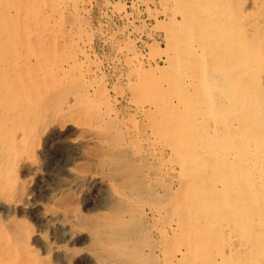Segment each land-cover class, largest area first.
Returning a JSON list of instances; mask_svg holds the SVG:
<instances>
[{
  "label": "rangeland",
  "instance_id": "rangeland-1",
  "mask_svg": "<svg viewBox=\"0 0 264 264\" xmlns=\"http://www.w3.org/2000/svg\"><path fill=\"white\" fill-rule=\"evenodd\" d=\"M232 15L223 0H0V103L48 105L13 165L0 160V203L24 192V158L39 167L31 200L43 207L0 210L15 244L0 264H264L262 35ZM56 122L63 131L48 132Z\"/></svg>",
  "mask_w": 264,
  "mask_h": 264
},
{
  "label": "bare ground",
  "instance_id": "bare-ground-1",
  "mask_svg": "<svg viewBox=\"0 0 264 264\" xmlns=\"http://www.w3.org/2000/svg\"><path fill=\"white\" fill-rule=\"evenodd\" d=\"M201 2V1H200ZM173 3V2H172ZM199 4V3H198ZM217 5V4H216ZM223 5L225 6V7H227V8H229V10L231 9V12L233 13H236V16H233V18L235 19V17L236 18H239V19H243V18H245V19H249L248 20V24H249V21L251 20V25L249 24L248 26H249V29H248V31H251V32H254V30L252 31L251 29H253V28H255L256 30L258 29L259 31H260V33H261V35L262 36H260V38H261V42H259V49H258V51H261V53H262V51L264 52V0H223ZM223 7V6H222ZM171 8V7H170ZM207 8V7H206ZM224 8V7H223ZM194 9L196 10V9H200V7L199 6H195L194 7ZM203 9L205 10V7H203ZM226 11H227V9H226ZM180 12V11H179ZM205 13V12H204ZM203 14V13H202ZM207 14V13H206ZM205 14V15H206ZM230 14V13H229ZM204 15V16H205ZM231 15V14H230ZM238 15V16H237ZM198 18V17H197ZM214 18V17H213ZM189 20V19H188ZM196 21V20H195ZM192 23L194 22V20L193 21H191ZM210 22V21H209ZM232 23H233V21H232ZM241 23H242V20H241ZM245 23V22H244ZM239 24V23H238ZM246 24V23H245ZM242 25V24H241ZM194 26H196V24L194 25ZM238 26H240V24L238 25ZM178 27V26H177ZM226 27V26H225ZM224 26H223V28H225ZM238 28H240V27H238ZM245 28H247V27H245ZM242 29H243V27H242ZM179 31V30H178ZM186 31V30H185ZM242 31V30H241ZM245 31V30H244ZM258 31V32H259ZM182 32V31H181ZM240 33H242V32H240ZM200 34V33H199ZM238 34V33H237ZM250 34V33H249ZM255 35H257L256 34V32L254 33ZM228 35V34H227ZM245 35V34H244ZM247 35V34H246ZM250 35H252V34H250ZM198 36V35H197ZM211 36V35H210ZM234 36V35H233ZM240 37H241V35H239ZM248 36V35H247ZM247 36H245V37H247ZM205 37V36H204ZM203 37V38H204ZM212 37V36H211ZM231 37H232V35H231ZM230 37V38H231ZM249 37V36H248ZM200 38V37H199ZM202 38V39H203ZM207 38V37H206ZM215 38V37H214ZM242 38V37H241ZM201 39V40H202ZM212 40V39H211ZM217 40H218V38H217ZM229 40V39H228ZM225 41H226V39H225ZM235 41V40H234ZM241 41V40H240ZM245 41H247L246 40V38H245ZM248 41H250V40H248ZM174 42V41H173ZM202 42H203V40H202ZM218 42H219V40H218ZM217 42V43H218ZM237 42V41H236ZM235 42V43H236ZM242 42V41H241ZM206 43V42H205ZM190 44V43H189ZM247 44L249 45V44H251V43H249V42H247ZM223 45H224V40H223ZM253 45H254V43H253ZM203 46V45H202ZM205 46V45H204ZM209 46V45H208ZM211 46V45H210ZM239 46H241V44L239 45ZM239 46H237V44H236V47H237V50H238V47ZM244 46H245V43H244ZM195 47V46H194ZM212 47V46H211ZM183 48H185V47H183ZM247 48H249V47H247ZM254 48V47H253ZM252 48V49H253ZM195 49V48H194ZM228 49H232V48H228ZM241 49V48H240ZM239 49V50H240ZM255 49V48H254ZM253 49V50H254ZM184 50V49H183ZM209 50H210V48H209ZM235 50V49H234ZM237 50H236V53H234L235 55L239 52H237ZM242 50V49H241ZM240 50V51H241ZM216 51V50H215ZM218 51H220V50H218ZM243 51V50H242ZM246 51V50H245ZM250 51V50H249ZM171 52V51H170ZM182 52V51H181ZM202 52H204V51H202ZM230 52V51H229ZM253 52V51H252ZM215 53V52H214ZM220 53V52H219ZM222 53V52H221ZM244 54V52H239V54ZM246 53V52H245ZM255 53V52H254ZM205 54V53H204ZM239 54L236 56L237 58H239V57H241L242 59H243V57H244V55L242 56V55H240L239 56ZM251 54H253V53H251ZM260 54V53H259ZM212 55V54H211ZM229 55V54H228ZM261 55V54H260ZM259 55V56H260ZM180 56V55H179ZM234 56V55H233ZM249 56H251L250 54H249ZM254 56H255V54H254ZM254 56H253V58H254ZM264 57V56H263ZM213 58V57H212ZM211 58V59H212ZM214 58H216L215 56H214ZM226 58V57H225ZM231 57H229V59H230ZM251 58V57H250ZM222 59V58H221ZM252 59V58H251ZM218 60V59H217ZM226 60V59H225ZM227 60H228V58H227ZM234 60H236V58L234 59ZM249 59H247L246 61H248ZM254 60V59H253ZM252 60V61H253ZM246 61L244 60V62L246 63ZM212 62V61H211ZM226 62V61H225ZM230 62V61H229ZM221 63V62H220ZM219 63V64H220ZM241 63H242V61H241ZM261 63H263V61L261 62ZM249 64H250V62H249ZM229 65V64H228ZM241 65V64H240ZM217 66V65H216ZM239 66V65H238ZM252 66V65H251ZM213 67V66H212ZM218 67H219V65H218ZM240 67V66H239ZM238 67V68H239ZM159 68V67H158ZM209 68H210V66H209ZM220 68H222L221 66H220ZM237 68V69H238ZM245 68H247V67H245ZM155 69V68H154ZM211 69V68H210ZM236 69V68H235ZM234 69V70H235ZM248 69H249V67H248ZM259 69H260V67H259ZM163 70V69H162ZM201 70H202V68H201ZM222 70V69H221ZM220 70V71H221ZM240 70H241V67H240ZM245 70H247V69H245ZM250 70V69H249ZM204 71V70H203ZM205 71H206V69H205ZM213 71V70H212ZM230 71H233V70H230ZM237 72V71H236ZM238 72L240 73L241 71H239L238 70ZM251 72V71H250ZM253 72V71H252ZM251 72V73H252ZM257 72H259V71H257ZM263 72H264V70H263ZM137 73V72H136ZM146 73V72H145ZM205 73V72H204ZM207 73V72H206ZM218 73V72H217ZM221 74H223V75H225V72H220ZM220 73H219V75H220ZM254 73V72H253ZM243 74V73H242ZM241 74V75H242ZM247 74V73H246ZM250 74V73H249ZM262 74V73H261ZM222 75V76H223ZM226 75H228L227 73H226ZM233 75H235V74H233ZM240 75V76H241ZM251 75V74H250ZM203 76H205V75H203ZM232 76V75H231ZM230 76V77H231ZM239 76V77H240ZM245 76V75H244ZM252 76H253V74H252ZM257 76H258V74H257ZM262 76V75H261ZM235 77V76H234ZM239 77H238V79H239ZM250 77V76H249ZM192 78H194V77H192ZM206 78H208V77H206ZM222 78H224V77H222ZM221 78V79H222ZM233 78V77H232ZM232 78H231V80H232ZM253 77H251V79H252ZM258 78H259V76H258ZM202 79H203V77H202ZM242 79V78H241ZM247 79V78H246ZM261 79V78H260ZM180 80V79H179ZM190 80V79H189ZM192 80V79H191ZM190 80V81H191ZM204 80H205V78H204ZM224 80V79H223ZM250 80V79H249ZM259 80V79H258ZM194 81V80H193ZM218 81V80H217ZM167 82V81H166ZM204 82V81H203ZM219 82V81H218ZM230 82V81H229ZM261 82V81H260ZM189 83V82H188ZM195 83V82H194ZM215 84H216V82H214ZM213 83V85H215ZM224 83H225V80H224ZM234 83H237L236 81L234 82ZM243 83H245V82H243ZM243 83H242V85H243ZM250 83H252L251 81H250ZM249 83V84H250ZM256 83H258V82H256ZM204 85H205V82L203 83ZM211 84V83H210ZM241 84V83H240ZM239 84V85H240ZM261 84V83H260ZM218 85H219V83H218ZM221 85H223L222 83H221ZM225 85V84H224ZM223 85V86H224ZM230 85V84H229ZM246 85H247V83H246ZM193 86V85H192ZM201 86H202V83H201ZM206 86V85H205ZM204 86V87H205ZM212 86V85H211ZM227 86V85H226ZM230 86H232V85H230ZM238 86V85H237ZM250 86V85H249ZM258 86V85H257ZM262 86V85H261ZM6 87V86H5ZM209 87V86H208ZM233 87V86H232ZM232 87H230V88H232ZM243 87V86H242ZM251 87V86H250ZM221 88V87H220ZM238 88H239V86H238ZM223 89H224V87H223ZM222 89V90H223ZM207 91H208V88L206 89ZM227 91H229L228 89H226ZM235 90H238V89H235ZM252 90H253V88H252ZM258 90V87H257V89L255 90V91H257ZM264 90V89H263ZM42 92V91H41ZM233 92H234V90H233ZM221 93H223V92H221ZM227 93V92H226ZM238 93V92H237ZM252 93V92H251ZM250 93V94H251ZM206 94V93H205ZM233 94V93H232ZM253 95V94H252ZM262 95V94H261ZM227 95L225 94V97H226ZM241 96V95H240ZM258 96V95H257ZM37 97V99H36V101L34 102V103H32V101H28V98H30V95L29 94H26V96H24L23 97V99L22 100H20V101H16V102H13V103H6V102H3V103H0V160L1 159H4V158H9L10 159V162H12L11 164L13 165V163L15 162V159L17 158V153L18 152H16V148H17V146L19 145V144H21V143H23V142H25L26 140H27V138H33V136H35L37 133H38V131L35 129V127H34V123L37 121V117L39 116V114H40V112L42 111V108H41V105L43 104V105H47V103H45L43 100H42V96H39V95H37L36 96ZM249 97V96H248ZM252 97V96H251ZM251 97H250V99H251ZM263 97H264V95H263ZM52 98V97H51ZM51 98H49V99H51ZM55 98V97H54ZM208 98V97H207ZM235 98V97H234ZM234 98H233V100H234ZM243 98H244V96H243ZM258 98V97H257ZM53 99V98H52ZM208 99H210V98H208ZM222 99V98H221ZM48 100V99H47ZM232 100V101H233ZM247 100L248 99H246V102H247ZM263 100V99H262ZM50 101V100H49ZM211 100H209V102H210ZM238 101H240V99L238 100ZM257 101V100H256ZM71 102H72V99H71ZM70 102V103H71ZM221 102V101H220ZM220 102H218V104L220 103ZM234 102H237V101H233V103ZM243 102V100H241V103ZM250 102H251V100H250ZM249 102V103H250ZM5 103V104H4ZM51 103V102H50ZM205 103V102H204ZM207 103V102H206ZM232 103V104H233ZM248 103V102H247ZM257 103V102H256ZM253 104V103H252ZM259 104H260V102H259ZM26 105V107L28 108V109H24V106ZM229 105V104H228ZM241 105V104H240ZM255 105H257V104H255ZM261 105V104H260ZM48 106V105H47ZM206 106V105H205ZM231 106V105H230ZM243 106H245V105H243ZM249 106H250V104H249ZM44 107V106H43ZM51 107V106H50ZM208 107V106H207ZM233 107V106H232ZM251 107V106H250ZM249 107V108H250ZM256 107V106H255ZM257 107H259V105L257 106ZM172 108V107H171ZM203 108V107H202ZM224 108H226V107H224ZM254 108V107H253ZM65 109V108H64ZM67 110H70L69 109V107H67L66 108ZM246 109V108H245ZM252 109V108H251ZM256 109V108H255ZM263 109V108H262ZM261 109V110H262ZM76 110V109H75ZM78 110V109H77ZM203 110V109H202ZM226 110V109H225ZM257 110V109H256ZM194 111V110H193ZM247 111V110H246ZM252 111V110H251ZM253 111H255V110H253ZM61 112L63 113V109L61 110ZM81 112V111H80ZM241 112V111H240ZM248 112V111H247ZM39 113V114H38ZM51 113V112H50ZM140 113V112H139ZM194 113V112H193ZM199 113V112H198ZM197 113V114H198ZM201 113V112H200ZM245 113V112H244ZM42 114V113H41ZM67 114V113H66ZM70 114V113H69ZM195 114V113H194ZM202 114H203V112H202ZM228 114V113H227ZM226 114V115H227ZM231 114V113H230ZM246 114V113H245ZM250 114H251V112H250ZM249 114V115H250ZM261 114V113H260ZM44 115V114H43ZM61 115V114H60ZM257 114H255V117H253V120H255L254 118H256L257 116H256ZM263 115V114H262ZM71 116V115H70ZM70 116H68V117H70ZM247 116V115H246ZM246 116H244V117H246ZM259 116V115H258ZM66 117H67V115H66ZM193 117H194V115H193ZM252 117H247V119L249 118H252ZM202 118V117H201ZM61 119V118H60ZM67 119V118H66ZM70 119V118H69ZM89 119V118H88ZM248 119V120H249ZM36 120V121H35ZM71 120V119H70ZM67 121V120H66ZM65 121V122H66ZM69 121V120H68ZM241 121V120H240ZM61 122V121H60ZM90 122H91V120H90ZM89 122V123H90ZM249 122V124L250 123H252V122H250V121H248ZM74 123H76V122H74ZM93 123V122H92ZM92 123H91V125H92ZM196 123V122H195ZM243 123H245V122H243ZM264 123V122H263ZM79 124V123H78ZM85 124V123H84ZM83 124V125H84ZM94 124H96V123H94ZM93 124V125H94ZM236 124V123H235ZM257 124V123H256ZM229 125V124H228ZM245 125V124H244ZM252 126H253V124H251ZM257 125H259V124H257ZM261 125H263L264 126V124H261ZM81 126V125H80ZM235 126V125H234ZM234 126H233V128H234ZM247 126H248V124H247ZM263 126H261L262 128H263ZM258 127V126H257ZM83 128V127H82ZM85 128V127H84ZM235 128H236V126H235ZM238 128V127H237ZM252 128V127H251ZM87 129V128H86ZM246 129V128H245ZM248 129H250V127L248 128ZM255 129H256V126H255ZM259 129V128H258ZM50 130L52 131V130H57V131H59L60 133L63 131V127H62V123L60 124V123H58V122H56V123H54V124H52L51 126H49V128H48V132H50ZM215 130V129H214ZM242 130V132H244L243 131V129H241ZM251 130V129H250ZM88 131H89V129H88ZM191 131V130H190ZM201 131V130H200ZM220 131V130H219ZM248 131V130H247ZM262 131V133H263V129L261 130ZM90 132H92V131H90ZM202 132V131H201ZM255 132H257V130L255 131ZM260 132V131H259ZM192 133V132H191ZM200 133V132H199ZM239 133V132H238ZM247 133V132H246ZM245 133V134H246ZM249 133H250V131H249ZM253 133H254V128H253ZM261 133V132H260ZM259 133V134H260ZM261 133V134H262ZM83 134H84V132H83ZM135 134V133H134ZM240 134V133H239ZM260 134V135H261ZM191 135V134H190ZM193 135V134H192ZM242 135V134H241ZM248 135V134H247ZM250 135V134H249ZM256 135V134H255ZM50 136V135H49ZM201 136V135H200ZM210 136V135H209ZM226 136H227V134H226ZM251 136V135H250ZM135 137V136H134ZM252 138H253V135L251 136ZM251 137H249V139L251 138ZM260 137H262V136H260ZM171 138V137H170ZM242 138V137H241ZM246 138V137H245ZM255 138H256V136H255ZM172 139V138H171ZM170 139V140H171ZM178 139V138H177ZM198 139H200V137L198 138ZM179 140V139H178ZM192 140V139H191ZM239 140V139H238ZM251 140H253V139H251ZM260 140V139H259ZM194 141H195V139H194ZM228 141V140H227ZM236 141V140H235ZM244 141V140H243ZM243 141H242V143H243ZM246 141V140H245ZM154 142V141H153ZM198 142H200V140L198 141ZM259 142V141H258ZM263 142V141H262ZM70 143V142H69ZM174 143V141L172 142V144ZM178 143V142H177ZM176 143V144H177ZM205 143H207V142H205ZM227 143V142H226ZM231 143V142H230ZM238 143H239V141H238ZM252 143V142H251ZM188 144V143H187ZM228 144V143H227ZM241 144V143H240ZM245 144V143H244ZM248 144V143H247ZM250 144V143H249ZM260 144L261 143H259V146H260ZM199 145H201L200 143H199ZM226 145V144H225ZM235 145H237V142H236V144H234V146ZM251 145V144H250ZM249 145V146H250ZM256 145L257 144H255V150H256ZM181 146V145H180ZM179 146V148H181ZM183 146V145H182ZM209 146V145H208ZM228 146V145H227ZM233 146V145H232ZM249 146H247V147H249ZM262 146V145H261ZM83 147V146H82ZM141 147V146H140ZM243 147V146H242ZM252 147V148H253ZM138 148V147H137ZM207 148V147H206ZM212 148V147H211ZM261 148V147H260ZM226 149V148H225ZM229 149V148H228ZM231 149V148H230ZM232 149H233V147H232ZM237 149V148H236ZM239 149H241V148H239ZM238 149V150H239ZM243 150H245V148H242ZM257 149H259V148H257ZM263 149V148H262ZM261 149V150H262ZM115 150V149H114ZM174 150V149H173ZM179 150V149H178ZM227 150V149H226ZM253 150V149H252ZM175 151V150H174ZM177 151V150H176ZM228 151V150H227ZM226 151V152H227ZM235 151V150H234ZM247 151V150H246ZM251 151V150H250ZM260 151V150H259ZM138 152V151H137ZM205 152V151H204ZM207 152V151H206ZM209 152V151H208ZM226 152H225V154H226ZM230 152V151H229ZM256 152V151H255ZM136 153V152H135ZM217 153V152H216ZM215 153V154H216ZM237 153V152H236ZM245 153V152H244ZM110 154V153H109ZM141 154V153H140ZM199 154H200V152H199ZM254 154H256V153H254ZM258 154V153H257ZM173 155V154H172ZM198 155V154H197ZM228 155V154H227ZM239 155V154H238ZM251 155V154H250ZM253 155V154H252ZM261 155V154H260ZM111 156V155H110ZM181 156V155H180ZM216 156V155H215ZM214 156V157H215ZM221 156H224V155H222L221 154ZM169 157H171V156H169ZM200 157H202V160H203V155L202 156H200ZM213 157V158H214ZM262 157V156H261ZM261 157H259L258 156V158H261ZM160 158V157H159ZM178 158V157H177ZM204 158H206V157H204ZM257 158V157H256ZM179 159V158H178ZM222 159V158H221ZM226 159V158H225ZM224 159V160H225ZM262 159H263V157L261 158V161H262ZM214 160V159H213ZM212 160V161H213ZM235 160V159H234ZM18 162H20V163H22L23 165H21V166H23V168L24 167H26L27 169H28V172L27 173H29V175L26 177V178H24V179H26V182H27V184H26V186H25V189H24V192L23 193H21L22 195H21V197L18 199V200H13V201H6V202H3V203H0V210H14V209H16V208H19L20 207V209L22 208V209H29V208H31V207H34V206H36L37 204H35L34 202L32 203V196H33V185H32V183H33V180L30 178L32 175V173L33 172H36V174H37V172H38V168L39 167H34L33 165H29L28 164V162L27 161H25L24 160V158L22 159V158H19L18 160H17ZM28 161H29V159H28ZM209 161V160H208ZM207 161V162H208ZM214 161H216V159L214 160ZM222 161V160H221ZM228 161V160H227ZM232 161H233V159H232ZM236 161V160H235ZM240 162H241V160H239ZM251 161H253V160H251ZM194 162H196L195 160H194ZM239 162V163H240ZM1 163V162H0ZM169 163V162H168ZM198 163H199V161H198ZM201 163V162H200ZM210 163V162H209ZM218 163V162H217ZM230 163V162H229ZM256 163H258V162H256ZM260 163V162H259ZM258 163V164H259ZM185 164V163H184ZM196 164V163H195ZM204 164H205V162H204ZM224 164V163H223ZM236 164H237V162H236ZM247 164H249V163H247ZM257 164V165H258ZM262 164V163H261ZM193 165V164H192ZM199 165V164H198ZM202 165V164H201ZM210 165V164H209ZM208 165V166H209ZM220 165V163H218V166ZM263 165V164H262ZM17 166V165H16ZM139 166V165H138ZM167 166V165H166ZM171 166V165H170ZM206 166V165H205ZM208 166H207V168H208ZM213 166V165H212ZM216 166V165H215ZM222 166H225V165H222ZM227 166V165H226ZM225 166V167H226ZM243 166H244V163H243ZM144 167V166H143ZM199 167H200V165H199ZM220 167V166H219ZM228 167V166H227ZM230 167V166H229ZM240 167V166H239ZM259 167V166H258ZM257 167V168H258ZM20 168V167H19ZM69 168V167H68ZM165 168V167H164ZM202 168V167H201ZM213 168V167H212ZM174 169H175V167H174ZM180 169V168H179ZM198 170H199V168H197ZM216 169V168H215ZM236 169V168H235ZM239 169V168H238ZM254 169V168H253ZM182 170V169H181ZM203 170H204V168H203ZM208 170V169H207ZM207 170H205V171H207ZM214 170V169H213ZM218 170V169H217ZM217 170H215V172L217 171ZM240 170V169H239ZM254 170H256V169H254ZM70 173H72L74 170H73V168L71 167V168H69V170H68ZM141 171V170H140ZM176 171V170H175ZM228 171V169H226V173H227V176H229L228 174H230V173H228L227 172ZM235 171V170H234ZM253 171V170H252ZM21 172V171H20ZM26 172V171H25ZM150 172V171H149ZM199 172H201V170L199 171ZM218 172H219V170H218ZM231 172H232V170H231ZM242 172V171H241ZM244 172V171H243ZM260 172V171H259ZM198 173V172H197ZM207 173V172H206ZM238 173V172H237ZM11 174H12V172H11ZM24 174V173H23ZM22 174V175H23ZM204 174V173H203ZM210 174H213L214 175V173H210ZM238 175V174H237ZM16 176V175H15ZM215 176V175H214ZM213 176V177H214ZM222 176V175H221ZM224 176V175H223ZM244 176V175H243ZM190 177V176H189ZM194 177V176H193ZM147 178V177H146ZM234 178V177H233ZM246 178H247V176H246ZM246 178H244V179H246ZM179 179H181V178H179ZM218 179V178H217ZM217 179H215L214 181H216ZM222 179H224L223 177H222ZM237 180H238V178H236ZM178 180V179H177ZM232 180V179H231ZM230 180V181H231ZM24 181V180H23ZM182 181V180H181ZM190 181V180H189ZM213 181V182H214ZM221 181V180H220ZM223 181V180H222ZM224 181H227V180H224ZM236 181V180H235ZM250 181V180H249ZM253 181V180H252ZM178 182V181H177ZM183 182H184V180H183ZM191 182H192V180H191ZM237 182V181H236ZM239 182V181H238ZM251 182V181H250ZM17 183V182H16ZM210 183H212L211 181H210ZM223 183V182H222ZM252 183H254V182H252ZM55 184V183H54ZM224 184H225V182H224ZM239 184V183H238ZM245 184V183H244ZM258 184V183H257ZM262 184V183H261ZM49 185V184H48ZM46 186L45 187V189H46V194H47V197L46 198H48V201H49V199L51 198V197H53V195H54V191L57 189V186H56V188H54V187H51V186ZM51 185V184H50ZM148 185V184H147ZM216 185V184H215ZM223 185V184H222ZM260 185V184H259ZM264 185V184H263ZM10 186V185H9ZM13 186V185H12ZM178 186H180V185H178ZM208 186H211L210 184L208 185ZM228 186H230V184L228 185ZM242 186V185H241ZM254 186V185H253ZM8 187V186H7ZM215 187V186H214ZM125 188V187H124ZM160 188V187H159ZM247 188V187H246ZM183 190V192H185L184 191V188H182ZM209 189V188H208ZM220 189V188H219ZM242 189H244L243 187H242ZM121 190V189H120ZM213 190V189H212ZM252 190V189H251ZM217 191V190H216ZM228 191V190H227ZM230 191V190H229ZM228 191V192H229ZM242 191V190H241ZM14 192V191H13ZM158 192V191H157ZM182 192V193H183ZM210 192V191H209ZM209 192H208V194H209ZM12 193V192H11ZM129 193V192H128ZM204 194H205V192H203ZM210 193H212V192H210ZM251 193V192H250ZM120 194V193H119ZM123 194V193H122ZM121 194V195H122ZM138 194V193H137ZM180 194H181V191H180ZM186 194V193H185ZM214 194L216 195V192H214ZM229 194V193H228ZM17 195H18V193H17ZM139 195H142V194H139ZM166 195H167V193H166ZM183 195V194H182ZM188 195V194H187ZM197 195V194H196ZM209 195H211V194H209ZM224 195V194H223ZM234 195V194H233ZM250 195V194H249ZM256 195V194H255ZM125 196V195H124ZM155 196V195H154ZM202 196V195H201ZM217 197H218V194L216 195ZM215 196V197H216ZM225 196V195H224ZM187 197V196H186ZM186 197H185V199H186ZM192 197V196H191ZM194 197H195V195H194ZM194 197H193V199H194ZM208 197V196H207ZM220 197V196H219ZM232 197V196H231ZM242 197V196H241ZM1 198V197H0ZM146 198V197H145ZM150 198V197H149ZM228 198V197H227ZM233 198V197H232ZM153 199V198H152ZM196 199V198H195ZM212 199V198H211ZM258 199V198H257ZM1 200V199H0ZM5 200V199H4ZM125 200V199H124ZM154 200H156V199H154ZM203 200V199H202ZM213 200V199H212ZM221 200H222V202H223V199L221 198ZM230 200H232V199H230ZM259 200V199H258ZM262 200V199H261ZM157 201V200H156ZM176 201H179V200H176ZM219 201H220V198H219ZM2 202V201H1ZM130 202V201H129ZM206 202V201H205ZM213 202V201H212ZM259 202V201H258ZM179 203H181V202H179ZM190 203V202H189ZM202 203V202H201ZM208 203H210L209 201H208ZM260 203V202H259ZM177 204V203H176ZM178 205V204H177ZM190 205V204H189ZM195 205V204H194ZM211 205V204H210ZM6 206V207H5ZM156 206V205H155ZM182 206V205H181ZM184 206V205H183ZM196 206V205H195ZM200 206V205H199ZM217 205L215 204V207H216ZM38 209H41V212H43V207L42 206H36ZM51 207V206H50ZM128 207V206H127ZM176 207H179V206H176ZM186 207V206H185ZM207 207H209V204H208V206ZM184 208V207H183ZM253 208V207H252ZM255 208H257L256 207V204H255ZM263 208V207H262ZM32 209V208H31ZM34 209V208H33ZM32 209V210H33ZM52 209V208H51ZM50 209V210H51ZM54 209V208H53ZM138 209V208H137ZM181 209V208H180ZM194 209H195V207H194ZM193 209V210H194ZM210 209V208H209ZM208 209V210H209ZM46 210L47 209H45L44 210V213L46 212ZM55 211H56V209H54ZM140 210V209H139ZM177 210V209H176ZM175 210V211H176ZM197 210H199V209H197ZM196 210V211H197ZM203 210H205L204 208H203ZM243 210V209H242ZM52 211V210H51ZM50 211V212H51ZM184 211V210H183ZM195 211V210H194ZM202 211V210H201ZM200 211V212H201ZM210 211V210H209ZM247 211H248V209H247ZM11 212V211H10ZM134 212V211H133ZM204 212V211H203ZM203 212H201V213H203ZM211 212V211H210ZM243 212V211H242ZM258 212V211H257ZM260 212V211H259ZM262 212H264V211H262ZM196 213V212H195ZM198 213V212H197ZM205 214H206V212H204ZM207 213H209V212H207ZM213 213V212H212ZM212 213H210V216H211V214ZM251 213V212H250ZM42 214V213H41ZM156 214V213H155ZM162 214V213H161ZM252 214V213H251ZM251 214H249L250 216H251ZM116 215V214H115ZM185 215H187V214H185ZM200 214H198V216H199ZM207 215V214H206ZM253 215V214H252ZM262 215H263V213H262ZM43 216V215H42ZM69 216V215H68ZM59 217V216H58ZM60 217H62L61 216V214H60ZM109 217V216H108ZM181 217H183V215L181 216ZM193 217V216H192ZM201 217H202V214H201ZM264 217V216H263ZM46 218H47V216H46ZM227 218V217H226ZM230 218V217H229ZM238 218V217H237ZM237 218H236V220H237ZM56 219V218H55ZM55 219H51L52 221H55ZM114 219V218H113ZM192 219V218H191ZM115 220H116V217H115ZM226 220V219H225ZM231 220V219H230ZM256 220V219H255ZM74 221V220H73ZM112 221V220H111ZM182 221H183V219H182ZM189 221H190V219H189ZM51 222V221H50ZM113 222V221H112ZM57 223V222H56ZM196 223V222H195ZM182 224V223H181ZM190 224V223H189ZM253 224H254V222H253ZM183 225H184V223H183ZM205 225H206V223H205ZM185 226V225H184ZM191 226H193V224L191 225ZM204 226V225H203ZM182 227V226H181ZM198 227V226H197ZM250 227V226H249ZM183 228V227H182ZM181 228V229H182ZM192 228H194V226L192 227ZM247 228H248V226H247ZM251 228H252V226H251ZM185 229V228H184ZM196 229V228H195ZM198 229H200V233H201V227L199 228L198 227ZM223 229V228H222ZM215 230V229H214ZM214 230H212V231H214ZM16 232H17V230H15ZM64 231H66V230H64ZM69 231V230H68ZM73 231V230H72ZM192 231V230H191ZM249 231V230H248ZM247 231V234L249 233ZM251 231V230H250ZM0 232H2L1 230H0ZM5 232V231H4ZM175 232V231H174ZM193 232V231H192ZM198 232V231H197ZM208 232V231H207ZM23 233V232H22ZM163 233V232H162ZM212 233H214V232H212ZM232 233V232H231ZM244 233H245V230H244ZM1 234H3V232L1 233ZM0 234V238L2 237V239H0V252H2L3 254H4V251H6V250H8L7 252H8V254H9V250H14V247H15V244L13 243V241L10 239V238H5V239H3L4 238V235H1ZM10 234H12V233H10ZM18 234H21V233H18ZM64 235V241L65 240H69L71 237L70 236H68L66 233H63ZM175 234H176V232H175ZM229 234V233H228ZM250 234V233H249ZM159 235V234H158ZM197 236H198V234H196ZM231 235V234H230ZM10 236V235H9ZM13 236H15V235H13ZM25 236H27V234H25ZM74 236V235H73ZM77 236V235H76ZM8 237V236H7ZM21 237V236H20ZM191 237H192V235H191ZM190 237V238H191ZM196 237V236H195ZM200 237H201V235H200ZM16 238V237H15ZM22 238V237H21ZM27 238H28V236H27ZM205 238V237H204ZM13 239H14V237H13ZM17 239V238H16ZM20 239V238H19ZM24 239H25V237H24ZM23 239V240H24ZM33 239V238H32ZM207 239V238H206ZM26 240V239H25ZM190 240V239H189ZM248 240H249V238H248ZM15 241V240H14ZM19 241V240H18ZM30 241V240H29ZM203 241V240H202ZM255 241V240H254ZM25 242V241H24ZM210 242V241H209ZM211 242H212V239H211ZM247 242V241H246ZM250 242V241H249ZM25 243H27V241L25 242ZM61 243V242H60ZM248 243V242H247ZM253 243H256V242H253ZM22 244V243H21ZM21 244H19V246H21ZM210 244H212L213 245V242L212 243H210ZM210 244H209V246H210ZM259 244V243H258ZM257 244V245H258ZM25 245V244H24ZM27 245V244H26ZM190 245V244H189ZM208 245V244H207ZM56 246V245H55ZM256 246V245H255ZM58 247V246H57ZM57 247H55V248H57ZM263 247V246H262ZM61 248V247H60ZM189 248H190V246H189ZM246 248V247H245ZM255 248V247H254ZM264 248V247H263ZM262 248V249H263ZM19 249V248H18ZM22 249V248H21ZM21 249H19V252H20V250ZM26 250V249H25ZM256 251V250H255ZM257 251H259V250H257ZM264 251V250H263ZM7 252H6V255H7ZM14 252V251H13ZM23 252V251H22ZM261 252H262V250H261ZM260 252V253H261ZM11 253V252H10ZM15 253V252H14ZM14 253H13V255H14ZM24 253V252H23ZM263 253V252H262ZM211 254H212V252H211ZM264 254V253H263ZM5 255V256H6ZM9 256V255H8ZM12 256V255H11ZM28 256V255H27ZM22 257H24V256H22ZM31 257V256H30ZM188 257V256H187ZM192 257V256H191ZM3 258V257H2ZM1 258V259H2ZM8 258H10V256L8 257ZM8 258H5V259H8ZM14 258V257H13ZM212 258H213V256H212ZM24 259V258H23ZM26 260V259H25ZM28 260V259H27ZM26 260V261H27ZM186 260V259H185ZM211 260H213V259H211ZM3 261L5 262V261H7V260H2V263H3ZM9 261H11V260H9ZM24 261V260H23ZM13 262V261H12ZM212 262V261H211ZM6 263V262H5ZM10 263V262H9ZM19 263V262H18ZM25 263H27V262H25ZM29 263V262H28ZM36 263V262H35ZM210 263V262H209ZM213 263V262H212ZM211 263V264H212ZM8 264V263H7Z\"/></svg>",
  "mask_w": 264,
  "mask_h": 264
}]
</instances>
